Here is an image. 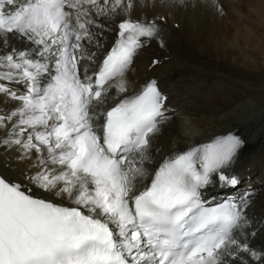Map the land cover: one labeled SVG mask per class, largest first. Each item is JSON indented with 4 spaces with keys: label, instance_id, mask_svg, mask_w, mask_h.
I'll use <instances>...</instances> for the list:
<instances>
[{
    "label": "snow or ice",
    "instance_id": "obj_1",
    "mask_svg": "<svg viewBox=\"0 0 264 264\" xmlns=\"http://www.w3.org/2000/svg\"><path fill=\"white\" fill-rule=\"evenodd\" d=\"M6 5L15 0H0V97L17 106L0 107V148L31 164L13 170L17 179L0 173V264H264V247L249 239L256 230L246 231L249 193L205 198L217 183L241 184L230 171L244 145L239 135L172 153L153 175L146 163L168 118L157 80L104 108L111 87L127 91L139 50L153 39L163 47L165 18L134 19L137 0ZM113 23L112 46L97 65ZM12 35L32 47L6 50Z\"/></svg>",
    "mask_w": 264,
    "mask_h": 264
},
{
    "label": "bare ground",
    "instance_id": "obj_2",
    "mask_svg": "<svg viewBox=\"0 0 264 264\" xmlns=\"http://www.w3.org/2000/svg\"><path fill=\"white\" fill-rule=\"evenodd\" d=\"M224 1L184 0L180 5L174 0H146L147 6L141 7L137 0L133 18L164 17L161 28L168 42L163 47H159V43L156 49L149 45L147 49L139 50L131 67L134 70V75L129 76L131 82L126 79L127 86L131 87L124 93L116 92V96L110 90L104 108L107 110L126 96L139 93L151 79L157 80L161 91L168 97L166 108L169 110L166 111L168 118L161 124L163 131L160 137L153 138L156 147L160 148V155L155 154L146 163L153 175L160 163L172 153L210 142L216 136L230 132L239 135L244 145L230 171L241 181L247 180L249 185L241 191V186L246 184L243 182L238 190L227 188L224 192L232 195L249 193L246 198L254 206L247 207L245 211L254 220L252 223L256 230V236L249 239L253 246L264 247V65L257 59V54L242 44L248 42L258 46L264 57V0H226V7H223ZM162 2L167 6L160 5ZM217 4L223 7V14L217 11ZM7 10L10 9L6 5ZM234 12L243 15L236 19ZM246 16L248 20L243 19ZM119 19L121 17H117V21ZM244 22L252 30L243 31ZM241 25L244 26V36L238 32ZM111 27L112 33L105 32L104 50L100 51L98 64L112 46L116 23ZM9 45L6 49L9 51L11 46L17 49L32 47L25 41L20 43L15 35L10 36ZM91 50L95 51L94 47ZM155 59L159 64H152ZM163 64L169 66V71L161 72ZM50 67L54 72V66ZM171 69L175 70L172 75ZM44 82H47V76ZM10 86L23 91L21 85ZM16 106L15 101L4 104L3 97H0V107L11 109ZM178 111L190 119L186 135L182 133ZM6 133L7 129H0V137ZM18 155L15 149L5 151L0 148V173L17 179L18 172L14 169L27 170L31 161H18ZM6 163L11 168L5 167ZM151 178L150 175L146 183H150ZM213 187L221 186L217 183L209 189Z\"/></svg>",
    "mask_w": 264,
    "mask_h": 264
},
{
    "label": "rangeland",
    "instance_id": "obj_3",
    "mask_svg": "<svg viewBox=\"0 0 264 264\" xmlns=\"http://www.w3.org/2000/svg\"><path fill=\"white\" fill-rule=\"evenodd\" d=\"M16 1H20L21 3H24V0H16ZM225 2H226V0L222 3V6L224 5L223 7H226ZM161 4H163V5L165 4L164 6H167V3H166V2H162V3H160V5H161ZM10 7H12V6H10ZM233 15L237 16V17L234 16V17L237 19V18L239 17L238 15H243V14H240V13L238 14V13H235V12H234ZM245 18H247V16H246V17H243V19H245ZM247 20H248V18H247ZM249 20H250V19H249ZM241 21H242V20H241ZM241 21H240V22H241ZM253 21H254V20H251V22H253ZM254 22H255V21H254ZM244 23H245L246 25H245ZM244 23H243V25H244L245 27L241 25V27H240L239 30H238L239 34L242 33L241 36H244V33H243L244 30H246V31H248V32H249L250 30H252V29L250 28V26H249L248 23H246V22H244ZM243 27H244V29H243ZM247 27H249V28H247ZM245 28H246V29H245ZM242 29H243V31H242ZM247 29H248V30H247ZM13 36H14V35H13ZM152 42H153V43H152ZM154 42H155V45H154ZM167 42H168V40L166 39V37H164V45H163V46H165V43H167ZM158 44H159L158 41H157V40L155 41V39H153V40L151 41V43L148 42V46L150 45V47H153V49H156V47H158V46H156V45H158ZM242 44H244V46L247 48L248 51L251 50V52H252V53H255V55L257 54V55H256V56H257V59H259V61L264 65V57H263V53H261V52H263V51L261 50V48H257L258 46L251 45V44H249L248 42H246V44H245V42L242 43ZM152 45H153V46H152ZM250 45H251L252 47H251ZM155 46H156V47H155ZM103 47H104V46H103ZM159 47H162V46L159 45ZM238 47H239V46H238ZM254 47H255V48H254ZM259 51H260V52H259ZM244 59H246V58H244ZM252 59H254V57H253ZM166 66H167V67H166ZM151 68H152V66L149 65V69H151ZM165 68H167L168 70H165ZM163 69H164V70H163ZM163 69L161 70V72L169 71L170 68H169L168 65L163 64ZM173 71L175 72V70L171 69V72H170V73L173 74ZM129 73H130V74H129ZM126 74H128V75H126L125 77H128L129 75H134V72H133L132 69H130ZM172 74H171V75H172ZM166 81H167V83H168V80H166ZM187 121L190 123V119H188ZM183 125H185L186 128L183 129V128L181 127V128H182L181 130H182V133H183L184 135H186V134H188V133H187V130H188V129H187L186 123H184ZM183 125H182V126H183ZM197 130H199V129L197 128ZM190 134H191V133H190ZM158 155H160V154H158ZM243 178H244V177H243Z\"/></svg>",
    "mask_w": 264,
    "mask_h": 264
}]
</instances>
